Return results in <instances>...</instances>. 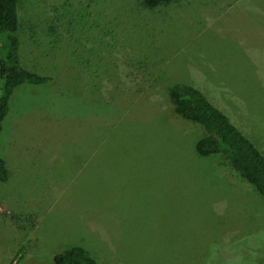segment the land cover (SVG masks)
I'll use <instances>...</instances> for the list:
<instances>
[{"label":"rangeland","instance_id":"rangeland-1","mask_svg":"<svg viewBox=\"0 0 264 264\" xmlns=\"http://www.w3.org/2000/svg\"><path fill=\"white\" fill-rule=\"evenodd\" d=\"M43 1L22 0L21 58L54 79L20 85L3 122L0 264L74 246L101 264H264V196L198 153L209 131L168 90L201 88L264 153V85L223 31L245 0ZM142 57L166 67L150 86Z\"/></svg>","mask_w":264,"mask_h":264},{"label":"trees","instance_id":"trees-1","mask_svg":"<svg viewBox=\"0 0 264 264\" xmlns=\"http://www.w3.org/2000/svg\"><path fill=\"white\" fill-rule=\"evenodd\" d=\"M172 1L144 0V4L149 8H155L170 4ZM39 3L45 4V1L40 0ZM21 5L22 0H0V135L16 89L22 84L43 85L54 79L50 75H42L27 68L22 61ZM44 13L45 8H40L39 14L42 16ZM86 62L91 63L89 60ZM168 90L176 114L204 126L209 131L208 136L197 142L198 153L201 156L224 154L232 167L264 196V153L256 144L214 104L201 88L176 83ZM8 179L9 169L6 161L0 157V180ZM54 262L55 264H101L91 250L82 246H74L56 254Z\"/></svg>","mask_w":264,"mask_h":264},{"label":"crops","instance_id":"crops-1","mask_svg":"<svg viewBox=\"0 0 264 264\" xmlns=\"http://www.w3.org/2000/svg\"><path fill=\"white\" fill-rule=\"evenodd\" d=\"M236 14L237 16H235V18H237V21L233 20V17H227L228 19L224 20L226 23V25L224 24L226 28L223 30L224 35L231 36L235 47L239 49V59L244 62L246 66L253 69V71L255 70V78L258 77L261 80L259 83L264 85V0H245L243 7L239 11L237 9ZM217 20L222 21L219 16ZM238 21L239 24L237 23ZM213 24L214 19L211 21L210 25L206 27V34L210 30L216 28V26L213 27ZM222 28L219 30H222ZM97 36L99 37L98 34ZM184 42L185 45L180 44V49L176 51L175 57L181 56L184 50L188 48L189 44L194 45V37L191 40L189 39V42ZM184 56L185 54L179 61L183 70L186 61V57ZM139 62H141L142 65L140 68L144 72V79L148 81L147 83L149 86L152 84V72L155 73V77L153 78H157L160 76V72L166 69V67L163 66L161 68L155 66L150 67V60L147 57H142V61H137V63ZM88 66L87 64L84 68ZM184 73L188 75L185 70ZM209 98L211 99L210 96Z\"/></svg>","mask_w":264,"mask_h":264}]
</instances>
